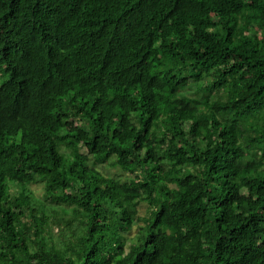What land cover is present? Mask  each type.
<instances>
[{
  "label": "trees",
  "instance_id": "1",
  "mask_svg": "<svg viewBox=\"0 0 264 264\" xmlns=\"http://www.w3.org/2000/svg\"><path fill=\"white\" fill-rule=\"evenodd\" d=\"M0 80V264H264V0H0Z\"/></svg>",
  "mask_w": 264,
  "mask_h": 264
},
{
  "label": "rangeland",
  "instance_id": "2",
  "mask_svg": "<svg viewBox=\"0 0 264 264\" xmlns=\"http://www.w3.org/2000/svg\"><path fill=\"white\" fill-rule=\"evenodd\" d=\"M0 81H1V80H0ZM107 166H110V165H107ZM102 169L105 170V169H107V167H106V166H102ZM111 171H112L113 173H115V172L118 173V172L121 171V170H120V168H118L117 166H115V167H112V168H111ZM32 189L35 190V192L37 193V196H38L39 198L42 197V193H43V186H42V185H40V184L32 185ZM144 211H145V206H142V209H141L140 214H141V215H144V214H145ZM134 232H135V228H134L133 231L130 233L127 242H130V238H132Z\"/></svg>",
  "mask_w": 264,
  "mask_h": 264
},
{
  "label": "clouds",
  "instance_id": "3",
  "mask_svg": "<svg viewBox=\"0 0 264 264\" xmlns=\"http://www.w3.org/2000/svg\"><path fill=\"white\" fill-rule=\"evenodd\" d=\"M179 10L180 12H182V13H185L184 12V9H185V4L182 2V1H179L178 3H177V5H176V8H175V10ZM261 35V34H260ZM41 185V184H40Z\"/></svg>",
  "mask_w": 264,
  "mask_h": 264
}]
</instances>
